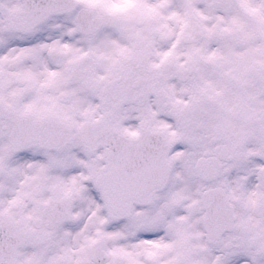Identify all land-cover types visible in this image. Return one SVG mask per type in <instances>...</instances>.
Returning a JSON list of instances; mask_svg holds the SVG:
<instances>
[{"label": "snow or ice", "instance_id": "1", "mask_svg": "<svg viewBox=\"0 0 264 264\" xmlns=\"http://www.w3.org/2000/svg\"><path fill=\"white\" fill-rule=\"evenodd\" d=\"M0 264H264V0H0Z\"/></svg>", "mask_w": 264, "mask_h": 264}]
</instances>
